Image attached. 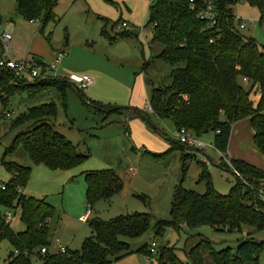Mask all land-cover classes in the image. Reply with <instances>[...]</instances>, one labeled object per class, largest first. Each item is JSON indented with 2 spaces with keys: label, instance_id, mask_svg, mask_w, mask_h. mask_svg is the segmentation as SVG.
I'll return each mask as SVG.
<instances>
[{
  "label": "trees",
  "instance_id": "obj_1",
  "mask_svg": "<svg viewBox=\"0 0 264 264\" xmlns=\"http://www.w3.org/2000/svg\"><path fill=\"white\" fill-rule=\"evenodd\" d=\"M57 1L16 0V10L27 21L38 20L42 15L38 31L43 34L47 23L55 20L53 10ZM103 1L114 3L113 0ZM238 1L255 6L259 12L258 22L264 24V0H153L150 3L147 26L152 36L147 45L150 50L154 45L160 46L150 59L169 64L170 83L153 87L148 101L153 114L160 120L172 122L174 129L184 127L199 138L207 132L213 133L211 145L221 154L226 153L232 125L246 119L253 130L252 141L264 157V42L257 43L236 28V15L231 9ZM208 3L217 14L214 22L201 19L197 14ZM101 20L107 21L103 17ZM119 21L120 18L113 26ZM105 28L106 23L100 27V32L109 43L132 35L129 29L110 35ZM45 38L50 41V32ZM67 41L68 35L64 43ZM150 62L148 60L145 66ZM243 77L248 80L246 84L241 80ZM72 86L67 79L57 77L15 81L9 70L0 68V101L3 107L14 93L26 92L35 96L49 88H54L61 95L65 107V92ZM252 94L259 95L255 104ZM84 102L101 111L104 118L116 112L127 122L136 116L147 119L149 113L130 106L104 105L86 99ZM56 113L54 102L42 103L28 107L10 122L11 128L28 124L13 137L1 160L4 169L11 173L10 179L4 182L5 189H0V241L6 239L11 248L4 264H32L34 256L39 257L42 264H113L118 258L132 253L128 243L120 240L119 236L134 238L145 234L150 225V213L134 211L108 220L95 217L88 223L91 235L84 239L79 249L40 253V247L47 248L50 243L49 223L55 206L46 197L37 198L19 192L17 187L23 189L30 179L31 167L5 159L18 145H22L31 164L42 162L52 170H68L84 162L89 155L79 153L74 143L57 130L54 124ZM125 133L128 135L127 129ZM177 146L182 153L183 167L188 159L183 153L184 145L175 141L170 149ZM149 154L160 157V154ZM231 161L241 177L237 178L233 172L234 184L227 193L221 194L211 183L207 161L198 160V179L205 183L204 192L187 189L180 180L172 194L171 218L155 221L153 229L156 233H162L165 227L178 232L201 225L220 232H239L242 226L263 229L264 200L259 194L264 191L261 189L264 171L238 159ZM216 166L230 170L224 163ZM83 177L86 202L90 208L100 199L108 200L123 188L121 177L109 168L86 170ZM133 195L146 202V195ZM8 208L20 209V219L25 225L23 231L15 232L10 222L5 221L4 211ZM253 233L247 232L235 247L220 249H215L207 239H199L186 250V263L177 257L174 247L165 245L156 261L158 264H258L264 242L254 239ZM137 252L152 256L156 248L151 253L148 246L143 245Z\"/></svg>",
  "mask_w": 264,
  "mask_h": 264
},
{
  "label": "rangeland",
  "instance_id": "obj_2",
  "mask_svg": "<svg viewBox=\"0 0 264 264\" xmlns=\"http://www.w3.org/2000/svg\"><path fill=\"white\" fill-rule=\"evenodd\" d=\"M113 1L114 3L109 4L103 0H76L74 2L58 0L53 10L55 20L47 23L44 36L41 41L39 40L40 42H36V46L38 50L44 47L48 54L52 53L54 56L56 52L67 48L64 42L65 36L68 35V45L74 48L76 56L84 54L95 57L97 63L95 68L74 71L76 74L86 71L93 79V83L81 90L75 87L67 88L65 107L62 105L61 95L54 88L42 90L35 96H29L26 92L14 93L9 97L5 107L0 101V182L7 181L11 177V173L7 172L1 164L3 152L12 144L13 137L28 124L24 123L20 127L11 128L10 122L28 107L54 102L57 110L54 124L57 130L74 143L79 153L88 154V158L68 170H52L42 162L31 164L23 146L18 145L14 152L7 155L5 159L6 161L12 160L19 165H30V179L24 187L26 195L37 198L46 197V200L55 206L54 215L49 223L50 243L47 249L50 253L57 252L60 245H66L70 250L79 249L84 239L91 235L88 226L91 219L101 217L108 220L118 214L134 211L150 213V225L147 232L140 237L119 236L120 240L128 243L132 253L118 258L113 261V264H158L156 258L165 245L174 247L177 257L186 263V250L195 245L199 239H207L215 249L224 246L235 247L249 231L254 232V239L264 242V228L256 230L249 226H242L239 232L215 231L205 225L193 229H180L178 232L165 227L160 234L153 229L155 221L171 218L172 194L180 180L185 188L194 189L199 193L204 192L205 183L198 179L200 173L198 160L207 161L211 183L221 194L230 190L235 176L237 178L241 176L236 173L234 176L231 161L234 160V156L228 150L222 157L209 146L211 145L209 143L212 137L211 132H207L200 138L208 144L202 149L204 153L199 151V154L195 149L182 147L183 153L188 158L182 167L180 149L178 146L170 149L177 139L173 136L175 129L169 120L157 119V121L153 113L147 112L150 122L136 116L139 120L128 124L116 112L104 118L101 111L85 104L86 99L98 101L101 104L130 106L129 98L133 88L130 82L138 76L142 77L141 73L148 84L146 88L148 93L144 88L146 95H151L153 87H161V85L170 83L168 63L152 59L153 62L144 68L145 62L150 57L147 43L151 39L152 31L147 26V12L153 0ZM16 6V0H0V31L5 27L13 36L11 48L24 55L28 51L31 35L34 32L38 33L42 15L38 20L29 22L17 12ZM231 11L246 21V27L240 29V32L262 44L264 24L258 22L257 8L245 1H238ZM101 17L106 18L107 21L101 20ZM119 18V24L113 26ZM122 22H128L127 29L133 31L132 35L126 39L119 38L110 44L102 36L100 27L106 23L107 33L118 34L116 31L123 30ZM139 27H142L141 31ZM49 32L51 38L48 42L45 36ZM135 33L138 35L136 36ZM129 34H131L130 31ZM153 51L154 47L151 52ZM50 60L45 59L46 62ZM56 71L55 74H57ZM113 73L121 74V78L113 77ZM120 80L129 82L125 85ZM140 92V104L143 105L147 102V98L144 97L143 89ZM258 96V94H252L254 104ZM126 114L128 115L129 112ZM239 122L243 121L239 120ZM126 129L129 136L125 133ZM252 134L251 127L247 128L242 125L239 130L241 138L237 141L234 138L233 151H235V156L245 158L244 162L264 171V157L251 140ZM149 153L160 154V157H153ZM227 160H230V166ZM217 163H224L230 170L219 169L216 166ZM102 168H109L116 172L123 181V188L108 200L100 199L89 208L85 197L86 186L83 174L86 170ZM262 181L261 189L264 190V180ZM134 193L146 195V202L136 198ZM12 213L11 228L15 232L23 231L25 225L20 219V209H12ZM151 240L155 242L156 253L152 256L147 254V256L137 252L138 248L149 244ZM10 249L8 241L2 239L0 241V264H3ZM258 258V264H264V247Z\"/></svg>",
  "mask_w": 264,
  "mask_h": 264
},
{
  "label": "built area",
  "instance_id": "obj_3",
  "mask_svg": "<svg viewBox=\"0 0 264 264\" xmlns=\"http://www.w3.org/2000/svg\"><path fill=\"white\" fill-rule=\"evenodd\" d=\"M198 16L202 18H206L210 20L211 22H214L216 15L213 7L210 3L207 4L206 8H203L202 10L198 11ZM236 21V28L243 29L246 27V21L242 20L239 17H235ZM121 26L123 29H127L128 22H122ZM142 27H139V31H141ZM12 35L7 31L4 30L0 31V68H5L10 71L13 79L15 81H35L37 80H49L53 77H56L55 71L60 66L61 61L65 57L66 51H58L54 54L52 60L50 62H46L43 59H36L33 60L31 57L27 56L24 58L15 59L13 55L11 54L10 50V41H11ZM39 60V61H38ZM67 79H69L72 83L78 86V88L81 90L82 88L92 84L93 80L87 75V74H69L67 76ZM243 83H247V78L243 77L242 79ZM143 108L149 112L153 113V110L149 104V101H147ZM6 115H8V112H6ZM174 138L177 139V141L180 144H183L187 148L202 150L204 149L208 144L201 141L199 137H196L191 131L187 130L184 127L175 129V132L173 133ZM213 148L212 145H209ZM222 157L224 154H221L218 152ZM227 164L230 166V160L226 161ZM234 170V169H233ZM234 173L239 174L236 170H234ZM19 192H22V188L17 187ZM0 189H5L4 182H0ZM259 197L264 200V191H262L259 194ZM13 218L12 208H8V210L4 211V219L5 221L11 222ZM148 249L151 253L155 252V242L154 240H151L149 244H147ZM68 248L64 245L58 246V252L64 253ZM49 249L45 248L44 246L40 247V253L44 254ZM148 260V259H146ZM32 264H42L41 259L37 256H34Z\"/></svg>",
  "mask_w": 264,
  "mask_h": 264
},
{
  "label": "crops",
  "instance_id": "obj_4",
  "mask_svg": "<svg viewBox=\"0 0 264 264\" xmlns=\"http://www.w3.org/2000/svg\"><path fill=\"white\" fill-rule=\"evenodd\" d=\"M58 2V1H57ZM57 6V5H56ZM55 6V7H56ZM54 7V8H55ZM29 22H34V21H29ZM3 29L4 30H6L5 29V27H3ZM3 29H1V31H3ZM38 30H39V28H38ZM121 31V30H120ZM120 31H116L117 33H119ZM123 31V30H122ZM131 31V30H130ZM133 32V31H132ZM109 33V32H108ZM11 34V33H10ZM110 35H115V34H110ZM135 35L137 36L138 34H136L135 33ZM44 36V32H43V34H41L39 31H38V33H35L34 32V34L33 35H31V37H30V42H29V45H28V48H27V53H24V55L23 54H21V53H18L16 50H13L11 47H12V39H13V36H12V38H11V41H10V50H11V54L13 55V57L15 58V59H19V58H24V57H27V56H29V57H31L33 60H36L37 58H40V59H43V60H45V59H49L50 60V58H52V53H50V54H48L47 52H46V49H44V47H41L40 48V50H38V47L36 46V42H38L39 40L41 41V38ZM122 39V38H121ZM126 39V38H125ZM39 41V42H40ZM68 43H69V37H68V41H67V48H64L63 50H65L66 51V54H65V57L63 58V60L61 61V65H60V67L57 69V74H56V77L57 78H63V79H67V76L69 75V74H71V73H73V74H76L74 71L77 69V70H81V69H83V70H86L87 68H90V69H92V68H95L96 67V65H97V63H96V59H95V57L94 56H90V55H84V54H81V55H79V56H76L75 54H74V48H72L70 45H68ZM112 43V42H111ZM110 43V44H111ZM148 46V45H147ZM154 47V51H158L159 49H160V46H153ZM148 50H149V56L152 54H155L156 52H154L153 51V53L151 52L152 50H150V47L148 46ZM1 53V52H0ZM142 55H143V51H142ZM46 56V57H45ZM47 56H48V58H47ZM149 60H151V62H153V60L152 59H150V57H149ZM154 60H156V59H154ZM159 60V59H158ZM157 60V61H158ZM150 62V63H151ZM146 63V62H145ZM149 65V64H148ZM148 65H146V66H148ZM144 66H145V64H144ZM145 66V67H146ZM87 74L88 75V73L86 72V71H84V72H82L81 74ZM81 74H77V75H81ZM113 75V77H116V78H121V74H119V73H113L112 74ZM141 75H142V77L141 76H138V77H136V78H134V80H132L130 83H132V85H133V88H132V94H131V96H130V98H129V103H130V107H132V108H136V109H139V110H142V111H146L144 108H143V106H144V104L146 103H144L143 105H141L140 104V94H141V90L143 89V92H144V97L145 98H147V101H148V98H149V95H146V92H147V81L145 80V77H143V74L141 73ZM89 76V75H88ZM90 77V76H89ZM140 77V78H139ZM91 78V77H90ZM92 79V78H91ZM73 86H72V88H76V89H78V90H80L79 88H78V86L77 85H75L74 83H72L69 79H67ZM93 80V79H92ZM123 84H125L126 85V83H128L129 81H123V80H120ZM26 82H31V80H29V81H26ZM93 83V82H92ZM143 85V86H142ZM144 88L146 89V92H145V90H144ZM49 89H51V88H49ZM148 93V92H147ZM37 105V104H36ZM104 105H109V104H104ZM128 107V106H127ZM118 114V113H117ZM120 117H122V115H120V114H118ZM154 115V114H153ZM156 120L158 119L155 115L153 116ZM123 118V117H122ZM140 119H142V118H140ZM139 120V118H137V117H132L130 120H128V124L129 123H132L133 124V122L134 121H138ZM148 122H150V118L149 117H147V119H146ZM158 121V120H157ZM240 121H243V122H236V124H234V126H232V128H231V132H230V138H229V142H228V145H227V150L229 151V153L232 155V156H234L233 158H234V160H241V161H243V160H245V158L243 159V157H241V156H239V155H237V156H235L236 154H235V151H233V149H234V143H235V139L234 138H236V141H237V139L238 138H241L240 136H239V130H240V128H241V126L242 125H244V126H247V128H249L250 126H249V121L248 120H246V119H243V120H240ZM242 123V124H241ZM245 130V129H244ZM207 134V133H206ZM209 135V134H208ZM128 136H129V132H128ZM210 136H212L211 138H210V140H209V143L210 144H212V140H213V133L210 135ZM209 136V137H210ZM252 140V139H251ZM235 147L237 148L238 147V143L237 144H235ZM226 150V151H227ZM198 152L200 151V152H203V150H197ZM200 152H199V154H200ZM217 152V151H216ZM204 153V152H203ZM200 161V160H199ZM246 161V160H245ZM1 182H7V181H1ZM26 186V185H25ZM24 186V187H25ZM24 187H23V189H22V192L23 193H25V189H24ZM25 194H27V192L25 193ZM50 203V202H49ZM52 204V203H51ZM90 208V207H89ZM66 246V245H65ZM67 247V246H66ZM147 259H148V257H147ZM148 261V260H147ZM3 264H4V262H3Z\"/></svg>",
  "mask_w": 264,
  "mask_h": 264
}]
</instances>
